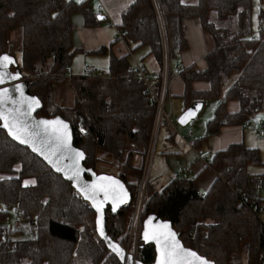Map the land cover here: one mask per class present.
Wrapping results in <instances>:
<instances>
[{"label": "trees", "instance_id": "trees-1", "mask_svg": "<svg viewBox=\"0 0 264 264\" xmlns=\"http://www.w3.org/2000/svg\"><path fill=\"white\" fill-rule=\"evenodd\" d=\"M254 3L132 0L114 26L115 40L135 44L132 51L147 47L160 67V22L180 37L170 49L171 58L186 46L184 21L198 20L214 47L204 56L203 70L195 66L181 70L182 97L185 109L219 98L206 123L207 133H217L224 125H245L251 114L264 109V6L255 9ZM75 11L83 14L85 25L97 23L91 0H0V53L13 56L9 36L19 28L21 63L17 68L27 77L28 91L40 100L36 115L59 116L69 123L73 145L85 154V167L111 174L95 169L106 158L114 162V169L119 166L112 175L123 182L130 200L116 211L106 208L105 226L108 235L124 247L125 222L141 176L155 104L128 54L116 57L112 53L108 76L71 77L79 81L73 103L64 106L55 101V86L65 79L51 74L70 67L81 51L72 44L70 16ZM196 79L207 81L209 89H193ZM229 101L238 103L237 111L227 110ZM135 155L140 157L139 165L133 164ZM209 163L217 178L202 195L193 179L185 176L174 177L160 190L147 182L142 221L150 214L170 221L185 246L215 264H264V225L258 213L239 199L254 174L248 166L261 163L258 149L231 143L214 152ZM33 180L34 184H25ZM0 205V264H121L97 236L95 212L88 201L1 126ZM10 210L14 219L27 225L21 238L15 236L20 228L8 229L4 219L7 214L11 217ZM154 257V246L140 237L136 258L149 263Z\"/></svg>", "mask_w": 264, "mask_h": 264}, {"label": "crops", "instance_id": "crops-1", "mask_svg": "<svg viewBox=\"0 0 264 264\" xmlns=\"http://www.w3.org/2000/svg\"><path fill=\"white\" fill-rule=\"evenodd\" d=\"M109 1L110 0H101L102 3H105V11L103 13L96 11L95 7L97 2L92 1L93 15H95L97 20L95 25H85L83 14L80 11H75L71 14L70 18L74 29L72 34V44L73 47L80 48L81 51L77 52L71 61V72L70 75H68L69 78L80 76L83 73L85 74L83 71V67L85 65H90L94 69L96 68L84 60L88 55L92 56L104 54L109 60L111 53L116 57L128 54V60L131 65L138 63L145 66L150 73L158 72L159 64L152 54H148L147 47H143V49H141L142 51L140 52L141 56L139 59H137L135 56L133 57V51L130 45H127V43L124 41L115 40V27L108 23V20H111L110 16L112 15L116 21L115 23L113 22V24H119L122 11L126 9L132 0H118L119 6L117 5L116 10H113L110 7ZM98 15H101L102 18L98 19ZM103 21H106L108 26L103 25ZM111 27L113 31H111ZM183 27L186 37V46L183 49L176 51L170 58V92L166 101V109L171 112V122L173 125H175L176 130L170 128H160L156 135V141L153 149V154L157 149V151H160V154L164 156V159H169V162L172 163V167L169 166L168 160H165L167 164L165 165L168 166V169H170L172 172H165L164 170L163 173L161 172V174L156 173L155 175L149 176V170L151 167L149 166L147 182L152 185L155 190H160L174 177L185 176L193 179L195 187L197 188L199 194L202 195L210 189L217 178V174L213 171L209 163L214 152L226 148L231 143H244L245 125H224L217 133H207L206 131V134H203L202 130L195 132L191 127H186L184 130H181L174 121L172 113L174 114L175 112L176 115H180L185 110L182 97L184 91V82L180 74L181 70L189 66H195L198 70H203L205 68L204 56L209 52L207 49L208 40L206 38V33L202 31L198 20L193 18L187 19L184 21ZM101 47H105V49L107 48L108 51H98ZM175 55L177 56L176 60L174 58ZM73 65H76L77 67L73 68ZM100 71L102 70L100 69ZM209 86V83L205 80L196 79L192 81V87L195 90H207L209 89ZM206 102L202 105L200 112L203 110ZM237 109L238 103L236 101H229L227 103V110L229 112H235ZM187 129L192 130V136L190 138L186 137ZM183 155L185 157L187 156V158L182 164L184 166L179 168V166L173 161L182 158ZM198 155H201L202 157H199ZM152 160L153 155L151 163ZM139 161L140 157L135 155L133 164L139 165ZM157 161L160 160L157 159ZM262 165L264 168V161ZM263 168L259 172H262ZM112 174L113 173H111V175ZM162 176L167 179L166 182H163L160 179Z\"/></svg>", "mask_w": 264, "mask_h": 264}, {"label": "water", "instance_id": "water-1", "mask_svg": "<svg viewBox=\"0 0 264 264\" xmlns=\"http://www.w3.org/2000/svg\"><path fill=\"white\" fill-rule=\"evenodd\" d=\"M97 18L101 19L102 16L98 15ZM4 55L9 56L12 60V63H8L6 67L0 68V76H3V82H0V116H3L5 118V119H0V126L9 135V129L5 128L4 124L7 121L9 125H11L12 117L18 116L22 124H26L28 126L27 131H30V132L38 131L39 132V136L37 140L35 141L37 146L40 147L42 142L44 141H47L48 146L41 148V151L44 153V154H41V151H33L30 144L21 143L19 139H14L12 135H9V137L15 140L16 142H18L19 144L25 146L30 152H32L34 155L39 157L48 167H50L52 171L61 175V177L64 180L69 181L71 185L73 186V188L81 195L83 199H85V197L82 193V189L84 188L85 185L91 186L94 181L97 184H108L109 182L101 180V177H112L113 180L119 182V185L122 186L123 192L127 194L124 203L129 202L130 196L123 182H121L117 177L111 174L96 173L93 169L85 167L83 164L85 154L82 159H79V169H80L79 179L78 180L73 179L72 169L75 167V164H74L75 152H83V151L80 148L73 145L72 131H71V127L69 123L63 120L59 116L47 118V117L36 115V111L41 107L40 100L35 95L31 94L28 91L26 78L22 77L20 70L17 69V71H13L11 69V67L14 66L13 56L10 55L9 53H0V56H4ZM5 89L7 90L6 92L4 91ZM31 97H35L39 101V105L33 107L30 115L21 116L20 113L28 112V101H29V98ZM201 107H202V103L200 102L191 104L179 115L177 119V123L183 126L189 121L195 119L198 113L200 112ZM56 119L62 120L64 121V123L68 125V133L70 136L68 143L70 145V150L67 152L60 151V152H57L55 155H53L51 151L53 142L48 140V138L45 136L44 131H43V126H39V128H37V125L39 124V121L41 120H56ZM19 135H21L24 138H28L26 132L19 133ZM45 155L51 158V161H52L51 163H49L48 159H45ZM57 163H58L59 168L61 169L60 171H57L56 167H54V165ZM97 199L98 201H103L100 213L96 212V209L93 207L91 200L85 199L86 201H88V203L91 205V207L93 208L95 212L94 222H95L96 234L99 237V239L103 241L105 247L118 259V261L121 264H156L157 257L158 255H160V253L157 252L156 242L155 240L145 241L143 238V233H144L146 222L148 224L150 231L152 230L165 231V229H163V225L166 224L168 226L167 230H170L171 232H174L176 234V240L179 242L181 247L189 249L191 251H195L185 246L182 243L177 232L173 229L170 221L160 218L157 214H150L146 218H144L142 221V229H141L140 237L143 243H151L154 246L155 257H154V260L149 263H143L139 261L136 257H133L132 254L127 253L125 249L119 243L113 240L106 231L105 210L108 206H110L112 210V200L111 199L105 200L102 192L99 194ZM124 203H119L116 209L121 207ZM97 216H100L101 218V226L103 227V230H104L103 236H101L100 232L97 230V224H96ZM112 245H116L122 250L123 258H121V256H118L113 251ZM197 255L205 258L207 261L210 262V264H215L212 260L207 259L205 256L199 253H197Z\"/></svg>", "mask_w": 264, "mask_h": 264}, {"label": "built area", "instance_id": "built-area-1", "mask_svg": "<svg viewBox=\"0 0 264 264\" xmlns=\"http://www.w3.org/2000/svg\"><path fill=\"white\" fill-rule=\"evenodd\" d=\"M84 1V0H82ZM96 3V11L103 13L105 11L104 5L101 0H91ZM160 19V16H159ZM109 24L115 26L112 21ZM160 36H161V46H162V62L159 70L156 74H148L142 67L141 64H135L134 72L143 81L145 85V90L148 93L151 100L155 104V114L154 120L150 128L149 140L144 154V162L142 165L141 176L139 179L138 191L134 195L133 203L134 212L129 224L126 239L124 243V249L127 253L136 257L140 232H141V210L144 203V191L148 180V170L151 163L154 144L156 141V135L160 128H170L176 130L175 125L171 122V112L166 109V101L169 97L170 92V80H171V69H170V49L180 40L179 34H171L167 27L160 22ZM117 39L121 40L118 36ZM70 67L65 66L63 74L70 75ZM83 71L87 75H100L108 76L107 72L99 71L97 72L90 65H85ZM257 129L255 131L256 136L264 135L263 123L260 120L255 122ZM192 136V130L187 129L186 137L190 138ZM202 157L201 155H198ZM177 177V176H176ZM240 202L243 203L250 210L258 213L260 221L264 225V168L262 172L254 173L249 177V182L247 189L242 190L239 195ZM1 206V205H0ZM6 222H8V229L16 230L21 227L20 221L18 219H12L8 214L4 216Z\"/></svg>", "mask_w": 264, "mask_h": 264}, {"label": "snow or ice", "instance_id": "snow-or-ice-1", "mask_svg": "<svg viewBox=\"0 0 264 264\" xmlns=\"http://www.w3.org/2000/svg\"><path fill=\"white\" fill-rule=\"evenodd\" d=\"M80 0H77L79 3ZM8 63H12V60L9 56L4 55L0 56V68H4ZM0 82H3V76H0ZM7 91L6 89L4 90ZM39 101L35 97L29 98L28 101V112L20 113V115H30L31 110L34 106H38ZM18 111V110H17ZM0 119H5L3 116H0ZM43 126V131L48 140L52 141L51 151L52 154L55 155L57 152L64 151L67 152L70 150V145L68 143L70 136L68 133V125L64 123V121L56 119V120H41L37 125ZM5 128L9 129V135H12L14 139H19L21 143L30 144L33 151H41L42 147H47V141L42 142L41 146L38 147L35 141L39 136V132H30L27 131L28 126L26 124H22L19 120L18 116L12 117V124L6 121L4 124ZM26 132L28 138H24L19 133ZM74 151V150H72ZM41 154H44L41 151ZM84 157L83 152H75L74 164L75 167L72 169L73 171V179H79V159ZM45 159L49 160L51 163V158L45 155ZM57 171L61 169L58 166V163L54 165ZM101 180L108 181V184H97L95 181L91 186L85 185L82 189V193L86 200H91L93 207L96 209L97 213L101 212L103 201H98L97 197L102 192L104 195V199L112 200V211H116V208L119 203H124L126 199V193L123 192L122 186L119 185L118 181L113 180L112 177H101ZM35 183V181H25V184ZM97 230L100 232L101 236L104 235L103 227L101 226V218L97 216L96 220ZM168 226L163 225V229L165 231L160 230H149L147 222L145 223V229L143 233V238L145 241L155 240L157 245V252L160 253L157 257L156 264H210L205 258L197 255L195 251H191L189 249L183 248L180 246L179 242L176 240V234L167 230ZM113 251L123 258L122 250L116 246L112 245Z\"/></svg>", "mask_w": 264, "mask_h": 264}, {"label": "rangeland", "instance_id": "rangeland-1", "mask_svg": "<svg viewBox=\"0 0 264 264\" xmlns=\"http://www.w3.org/2000/svg\"><path fill=\"white\" fill-rule=\"evenodd\" d=\"M73 1L77 2V0H73ZM254 1H255V3H254L255 9L259 6H264V0H254ZM103 4L105 6L104 2H103ZM109 5L113 10H116L117 5L119 6V2H118V0H110ZM110 19L112 20V22H114V23L116 22L115 18L112 15L110 16ZM102 24L105 26L106 25L108 26L106 21H103ZM111 31H113L112 27H111ZM10 34L11 35L9 36V39L13 45V52H14L13 53L14 66H12V68H13V71H17V69H18L17 66H19L21 63V31L19 28H16ZM112 35H113V32H112ZM206 38L208 40L207 41V49L209 51H211L214 47V42L208 34H206ZM129 45L132 49L135 47V44L129 43ZM141 49H143V47H140V48H137L136 50H133V57L135 56L137 59H139L141 56V53H140L142 51ZM174 58L176 60L177 56L175 55ZM174 58H173V63H174ZM84 60L87 63H90L94 67H96L97 69L95 68V70L97 72H99L100 69L102 71L108 70L109 60H108V57L104 54H97V55H92V56L88 55ZM76 67H77L76 65H73V68H76ZM51 75H53L54 77L55 76L56 77H63L65 79V80H63L62 84H57L55 86V95H54L55 101L60 105H64V106L71 105L73 103V99L76 96L75 85H77L79 83L78 79L69 78V76H66L63 74V71L62 72H60V71L54 72ZM225 88H226V86H224L223 89H225ZM176 99H177V97H176ZM218 100H219V98L207 101L203 107V110L199 113L197 118L189 121L188 123H186L183 126L177 123V118L179 115H176L175 112H174V114L172 113L173 119L177 123L178 127L181 130H184L186 127H191L195 132H199V130H202L203 134L204 133L206 134L207 120L212 118ZM256 120H260L263 123V128H264V109L259 110L257 112H254L253 114H251L248 118L247 123L245 124V127H244L245 128L244 129V145L257 148L259 151L260 158H261L260 164L248 166V170L250 172H253V173L259 172L262 170V168H263L262 163L264 161V135L263 136H256V134H255V131L257 129V126L255 124ZM202 153H207V152H202ZM186 158H187V156L185 157L183 155L182 158H179L173 162L176 163V165H178L180 168L181 166L182 167L184 166L182 164ZM157 159H159L160 161H157ZM165 160H168V162H169V159L168 158L164 159V156L161 155L160 151H157V149H156V151H154L153 160H152V163L150 165L151 167L149 170V176L155 175L156 173L161 174V172L163 173L164 170H165V172H167V171L172 172L170 169H168V166H166L167 164H166ZM113 163H114L113 161L111 163H109L108 158H106L104 160H101L99 163H97L95 165V169L97 171H101V172L104 171L106 173L116 174V171H118L119 166L116 164V169H117L116 170V169H114ZM169 166L172 167L171 162H169ZM121 169H122V167H121ZM160 179L163 182L167 181V179L164 176L160 177ZM138 186H139V181H138V185H137V189H136L135 193H137V191H138ZM147 191H148V189L145 187L144 202H145V199L147 197L146 196ZM143 209H144V203H143V207H142L141 215H140L141 221H142ZM133 212H134V204H131V206H129L128 218L126 219V222H125L126 225H125L124 233H125L126 229L128 230L129 224L131 222V218L133 216ZM9 214L12 217L13 212L10 210ZM26 230H27V225L25 222L22 221L20 230H19V232H17L15 234V236L17 238L23 237L24 235H26ZM243 254H245L244 251H243ZM135 256H136V254H135ZM243 259H244V255H243Z\"/></svg>", "mask_w": 264, "mask_h": 264}, {"label": "flooded vegetation", "instance_id": "flooded-vegetation-1", "mask_svg": "<svg viewBox=\"0 0 264 264\" xmlns=\"http://www.w3.org/2000/svg\"><path fill=\"white\" fill-rule=\"evenodd\" d=\"M11 69L13 70V68L11 67Z\"/></svg>", "mask_w": 264, "mask_h": 264}, {"label": "clouds", "instance_id": "clouds-1", "mask_svg": "<svg viewBox=\"0 0 264 264\" xmlns=\"http://www.w3.org/2000/svg\"><path fill=\"white\" fill-rule=\"evenodd\" d=\"M141 233V232H140Z\"/></svg>", "mask_w": 264, "mask_h": 264}]
</instances>
